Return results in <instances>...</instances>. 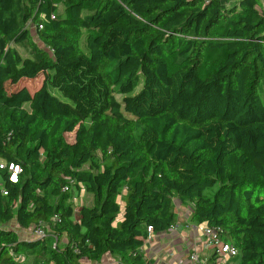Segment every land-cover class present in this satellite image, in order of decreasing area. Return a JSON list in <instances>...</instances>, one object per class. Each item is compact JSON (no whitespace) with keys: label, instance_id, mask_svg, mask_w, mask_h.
<instances>
[{"label":"trees","instance_id":"obj_1","mask_svg":"<svg viewBox=\"0 0 264 264\" xmlns=\"http://www.w3.org/2000/svg\"><path fill=\"white\" fill-rule=\"evenodd\" d=\"M263 83L264 0H0V264H146L176 200L264 264Z\"/></svg>","mask_w":264,"mask_h":264},{"label":"crops","instance_id":"obj_2","mask_svg":"<svg viewBox=\"0 0 264 264\" xmlns=\"http://www.w3.org/2000/svg\"><path fill=\"white\" fill-rule=\"evenodd\" d=\"M178 222L173 229H169L163 233H155L150 239H147L143 246V253L146 264H189V253L197 249L203 260H207L211 254L203 227L200 225L197 232H193L190 228L192 209L188 204L177 205ZM12 226L17 230L18 225L14 221ZM23 237H27L25 230H20ZM109 260V256L107 257Z\"/></svg>","mask_w":264,"mask_h":264},{"label":"built area","instance_id":"obj_3","mask_svg":"<svg viewBox=\"0 0 264 264\" xmlns=\"http://www.w3.org/2000/svg\"><path fill=\"white\" fill-rule=\"evenodd\" d=\"M3 165H0L2 167ZM11 170L10 180L17 181L18 174L21 171L19 165L10 164L9 165ZM65 190H69V186L65 187ZM2 191L4 194L8 192L4 187H2ZM200 225L196 223H191L190 228L193 232H197L199 230ZM174 227L170 228L173 229ZM204 236L209 246H213L215 248V252L218 254V258L216 260V264H232L230 263L231 259H233L238 254V249L235 247L233 243L223 239L221 236L218 235L215 229L209 228L207 226L203 227ZM150 233L149 238L152 237L154 234L152 232V227L148 228ZM27 237H46L48 232L44 228V226H38L35 228H31L27 231ZM212 255V254H211ZM210 255V256H211ZM189 264H205L207 260H203L200 256V253L197 249L192 250L188 255Z\"/></svg>","mask_w":264,"mask_h":264},{"label":"rangeland","instance_id":"obj_4","mask_svg":"<svg viewBox=\"0 0 264 264\" xmlns=\"http://www.w3.org/2000/svg\"><path fill=\"white\" fill-rule=\"evenodd\" d=\"M31 29H32L33 37L35 39H37V33H36L34 27L31 26ZM85 39H86V37H83V39H82V47L84 49H86V40ZM22 52L25 53L23 50H22ZM261 93H262V96L264 98V83H263V85L261 87ZM73 137H74L73 133L68 134V139L69 140L73 139ZM200 142H202V141H197V143H200ZM215 190H216V188L208 190V192L213 193ZM70 201H72L75 204V207H76L77 211H79L80 210L79 208L83 204H90L92 202V195H91V193L87 192V190L84 187L76 186L73 189V196L70 199ZM119 202H120L121 208H122L121 209V215H122V211H123L124 204H125L122 196H120ZM179 203H180V201L176 200V209H177V205H179ZM214 251H215V248L213 246H210V252L207 251V254H212ZM22 259L24 260V258H22ZM236 262H237V259H235V258L231 259V261H230V263H232V264H236Z\"/></svg>","mask_w":264,"mask_h":264}]
</instances>
